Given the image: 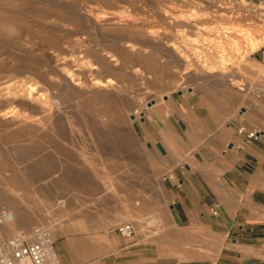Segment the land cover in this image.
<instances>
[{
    "label": "rangeland",
    "instance_id": "1",
    "mask_svg": "<svg viewBox=\"0 0 264 264\" xmlns=\"http://www.w3.org/2000/svg\"><path fill=\"white\" fill-rule=\"evenodd\" d=\"M262 45L264 0H0V211L14 215L0 239L44 224L66 259L76 239L90 261L131 223L133 238L213 256L175 223L171 157L141 119L201 82L243 88Z\"/></svg>",
    "mask_w": 264,
    "mask_h": 264
},
{
    "label": "crops",
    "instance_id": "2",
    "mask_svg": "<svg viewBox=\"0 0 264 264\" xmlns=\"http://www.w3.org/2000/svg\"><path fill=\"white\" fill-rule=\"evenodd\" d=\"M249 61L243 88L201 82L154 103L140 124L144 141L171 157L164 186L175 223L207 235L200 242L215 254L193 257V240H184L181 251L172 241L162 247L160 238L122 237L97 241L88 261L73 239L70 259L56 246L59 264H264L256 236L257 228L264 229V45ZM240 126L257 138L238 132Z\"/></svg>",
    "mask_w": 264,
    "mask_h": 264
},
{
    "label": "built area",
    "instance_id": "3",
    "mask_svg": "<svg viewBox=\"0 0 264 264\" xmlns=\"http://www.w3.org/2000/svg\"><path fill=\"white\" fill-rule=\"evenodd\" d=\"M238 132H246L244 126L238 127ZM249 139H256V131H247ZM167 177H170L168 175ZM212 215L218 214L217 205L211 207ZM12 211H0V226L12 222ZM123 237H131L134 228L131 223H122L117 227ZM60 256L55 248L50 231L44 224H35L27 232H19L8 238L0 239V264H59Z\"/></svg>",
    "mask_w": 264,
    "mask_h": 264
},
{
    "label": "bare ground",
    "instance_id": "4",
    "mask_svg": "<svg viewBox=\"0 0 264 264\" xmlns=\"http://www.w3.org/2000/svg\"><path fill=\"white\" fill-rule=\"evenodd\" d=\"M29 88V87H28ZM31 89V88H30ZM11 224V223H10ZM12 227V226H11Z\"/></svg>",
    "mask_w": 264,
    "mask_h": 264
},
{
    "label": "water",
    "instance_id": "5",
    "mask_svg": "<svg viewBox=\"0 0 264 264\" xmlns=\"http://www.w3.org/2000/svg\"><path fill=\"white\" fill-rule=\"evenodd\" d=\"M150 104H151V103H150ZM150 104H149V105H150Z\"/></svg>",
    "mask_w": 264,
    "mask_h": 264
}]
</instances>
